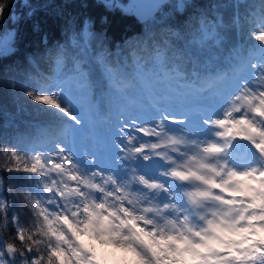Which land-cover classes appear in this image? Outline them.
<instances>
[{
	"label": "trees",
	"instance_id": "trees-1",
	"mask_svg": "<svg viewBox=\"0 0 264 264\" xmlns=\"http://www.w3.org/2000/svg\"><path fill=\"white\" fill-rule=\"evenodd\" d=\"M128 3L9 0L4 9L0 35L13 31L11 42L0 52V257L4 264H32L41 254L62 248L53 212L55 202L61 206L64 202L51 194L52 189L64 190L56 175L60 171L40 162L37 154L51 143L64 141L69 122L56 114V108L47 106L46 112L42 104L29 100L25 91L49 96V90L63 87L79 70L92 93V88L102 85L96 65L107 72L108 80V92H100L101 103L92 109L100 104L97 118L92 114L97 126L104 114L116 119L112 86L125 97L140 96L144 85L155 93L168 87L167 94H189L196 102L199 94L210 88L211 93L223 96L247 86L258 93L263 87L254 86L257 72L251 66L264 55V42L258 39L264 36V0H169L142 23L123 8ZM137 81L144 84L140 89L135 87ZM188 111L213 112L197 105ZM111 134H116L115 128ZM251 156L247 154L235 166L239 168ZM36 160L40 162L36 171H24ZM38 182L40 202L36 197ZM256 223H250L251 234L264 228V219ZM42 226L51 239L33 238V242L42 241L38 253L26 247L30 243L27 236ZM53 244L57 246L53 248ZM9 247L15 249L11 255ZM249 261L264 264V259Z\"/></svg>",
	"mask_w": 264,
	"mask_h": 264
},
{
	"label": "rangeland",
	"instance_id": "rangeland-1",
	"mask_svg": "<svg viewBox=\"0 0 264 264\" xmlns=\"http://www.w3.org/2000/svg\"><path fill=\"white\" fill-rule=\"evenodd\" d=\"M123 8L132 11L134 5L128 3ZM12 38L13 31L0 35V52L5 50ZM94 68L99 74L102 85L92 88V93L89 91L90 87L83 83L84 79L82 78L85 75L79 70L68 79L63 87L49 90V97L57 101L76 119L72 120L62 111L55 110L57 115L68 119L69 127L65 140L51 143L46 151H40L37 154L40 162L44 161L52 169L60 171L56 175L59 176L62 188L66 192L63 190L61 193L59 190L52 189V196L57 195L64 202L63 206L60 202H55L56 210L53 212V220L56 223L57 238H63L60 239L62 247L60 249L70 257V264H85L87 261L84 254L72 258V250L78 251V248L69 225L77 229L81 228L89 218V213L96 214V220L93 222L94 227H98L101 219H107L105 230L95 233L97 238L100 235H107L113 244L129 245L123 238L126 237L128 229L126 222L134 218V213L130 211V206L127 203L119 199L116 187L113 183L108 182L109 176L113 178L115 184L133 180L132 190L148 193L149 199L155 197L161 210L165 204H175L181 210L187 209L192 212L185 203V197L181 194L184 188H189L193 193L194 204L207 200L208 197L198 195L202 192H208L210 196H218L226 202L231 201L228 207L232 209L234 215H238L240 210L246 209L253 202V197L246 195L230 196L227 192H221L216 188L206 191L207 184L193 177V182L201 187H192L188 183V179L177 181L170 179L169 175H161V173L175 170L186 176L189 175V172L185 170L189 157L193 161L200 159V163L204 165L203 168L200 167L201 171L213 169L214 171H210L214 173L211 180L216 184H223L227 179L224 168L228 165H231L237 175H242L253 169L264 170V157L254 146L260 144L264 138V55L253 60L251 66L252 70L258 74L254 72L253 81L256 82L254 86L263 85L258 93H253V89L247 86L244 91L241 88L240 91L217 96V93H211L212 89L210 88L199 94L196 102V100L192 101V95L189 94H167L168 87L158 93L151 92L149 85L145 86L141 81H137L135 87L140 89L144 85L146 92L140 89L142 91L140 96L134 93L133 96L125 97L121 90L112 86L110 90L112 109L116 119H110L103 113L104 115L101 116L100 121L98 120L97 126L93 120L97 118L96 115L99 111L97 109L100 104L95 111L92 109L97 102L101 103L99 102L100 92H108V80L107 72L96 65ZM120 73L122 77L125 76L123 67H120ZM259 81L260 83H258ZM148 91L149 94H147ZM245 91L246 94H244ZM42 105L46 112H49L48 107L53 109L50 105L48 107ZM195 105L202 108L209 107V111L213 112L201 115L199 111L191 114L188 110ZM254 109H259L261 114L258 115ZM220 122H223L226 128L218 127L217 124ZM233 125L236 127L233 128ZM114 128L115 135L111 134ZM225 131H230L231 135L225 136ZM246 136L251 139H245ZM163 143L171 145L168 149L176 156L185 154V160L167 163V159L171 158L167 148L155 149L157 145ZM213 144L221 147L223 151L216 155L205 154L204 149ZM226 144L227 147H225ZM195 151H199L201 157L194 156ZM247 154L252 156L245 159L239 168L236 167L235 165H239ZM144 157H148V159L145 160ZM162 161L167 165L164 166ZM185 161L186 163H184ZM216 172H219L220 175H216ZM196 174L208 180L205 175ZM256 174L258 175V172ZM141 177L147 184L162 186L158 195L155 190L150 191L144 185H142L144 188H139V183L135 181ZM248 178L252 179V177ZM239 183L241 182L233 181L224 186L229 191L239 192L240 189L237 187ZM258 183L264 184V179H260ZM229 185L232 187L229 188ZM36 187H38L36 197L40 202V182ZM254 198L259 201L260 206L247 208V211H244L243 219L237 224L238 228L248 227L252 230L247 219L253 215L264 216V190L257 188ZM65 220L67 223L63 222ZM122 221L125 223L122 224ZM256 224L258 225V223ZM135 226L144 228L140 219H135ZM116 233L119 235L113 238V234ZM263 259L259 260L263 261ZM216 260L217 264H226L220 257H217ZM0 264H4L1 257ZM87 264H96V262L87 261ZM172 264H186V262L172 258ZM232 264L254 263L241 259L233 261Z\"/></svg>",
	"mask_w": 264,
	"mask_h": 264
},
{
	"label": "clouds",
	"instance_id": "clouds-1",
	"mask_svg": "<svg viewBox=\"0 0 264 264\" xmlns=\"http://www.w3.org/2000/svg\"><path fill=\"white\" fill-rule=\"evenodd\" d=\"M9 0H0V19H3L4 9L7 7ZM63 45H61V48ZM48 49L45 50V53ZM29 64H31L32 58L29 57ZM25 96L29 100L36 102L38 94L32 90L25 91ZM46 107L48 105H45ZM175 150V149H173ZM196 157H201L199 151L193 153ZM145 160L148 157H144ZM200 159L193 161L191 157L187 158L185 170L190 172H196L201 175H205L208 179H212L214 173L208 171H201L199 164ZM227 163V162H226ZM225 173L233 171L231 165L224 168ZM175 170L169 173H161V175H169L172 179L181 181L176 175ZM108 182L113 183L119 194V199L130 206V211L134 213V218L140 219L144 224V230L152 233L150 237L152 243L156 247H160L161 242L167 243L168 251H164L161 248V255L156 256L154 252L148 247H145L143 243L138 241L134 230L128 226L126 231V242L136 248L142 259V264H172V258L180 253H190L193 259L190 264H217V257L223 259L226 264H232L233 261H240L241 259L252 260L253 253L260 254L259 249L264 248V235H257V229L247 241V244L240 242L238 239L230 241L235 244L234 249L229 248L227 251H219L213 247L211 241L219 240V232H237L239 229L237 224L244 217V211L240 210L238 215H234L232 209L228 207L229 203L221 199H216L218 196H209L206 201H202L198 204H194L192 200L193 193L189 188L182 189V195L185 197V203L193 209L189 212L187 209H179L175 204H165L163 210L160 209L159 204L156 202L155 197L149 199L148 193L132 190L133 180L122 181L119 184H115L111 176L108 177ZM135 182L144 185L147 189L155 190L157 195L159 190L162 188L158 184H147L146 181L141 177ZM188 183L192 187H201V185L193 182L192 177L188 179ZM229 188L232 186L229 185ZM211 187L207 185L206 191L210 190ZM167 191V189H164ZM182 213V215H181ZM211 225V226H210ZM140 228V227H138ZM250 231H252L250 229ZM198 234V235H197ZM39 235L43 237V242L49 241L47 231L42 226L38 232L27 236L26 247L34 248L38 253L40 251L38 245L42 243L40 239H36L33 242V238ZM169 237L173 239L169 241ZM255 244L256 247H249V245ZM57 245L53 244V248ZM231 253V255H230ZM241 253V254H238ZM11 255V253H9ZM177 260V259H176ZM178 261V260H177ZM32 264H56V258L52 256V251H48L46 255L41 254L35 259ZM87 264V261H85Z\"/></svg>",
	"mask_w": 264,
	"mask_h": 264
},
{
	"label": "snow or ice",
	"instance_id": "snow-or-ice-1",
	"mask_svg": "<svg viewBox=\"0 0 264 264\" xmlns=\"http://www.w3.org/2000/svg\"><path fill=\"white\" fill-rule=\"evenodd\" d=\"M2 11V9H0ZM258 39L261 42H264V36L258 37ZM36 102L39 104L44 105H50L53 108H56L60 111H62L65 115H67L70 119L75 120L76 118L71 115L66 109L62 108L57 101H55L53 98L49 96H43V97H37ZM256 113L259 115L261 114L259 109H254ZM243 123V122H241ZM218 127L223 128L224 124L223 122H220L217 124ZM236 125H233V128H235ZM225 136L231 135L230 131L224 132ZM245 139H251V137H244ZM256 147V150L260 152L261 156L264 157V138H262L261 143L258 145H254ZM227 147V144L225 145ZM223 151L221 147H218L216 145H209L207 148L204 149L205 154L210 155H216ZM14 160H17L18 158L15 157V154H13ZM40 167L39 160H36L35 163L32 165L31 168H24V171H36V169ZM58 167V166H57ZM199 167L203 168V163L199 164ZM209 171H214L213 169H209ZM258 172V175L256 174ZM181 180H187L189 177H193L197 180L202 181L203 183L209 185L211 188L219 189L221 192H227L230 196H249L253 197V202L248 205L249 208H255L257 206H260L259 201H257L254 198V192L257 188L264 190V184H259L258 181L260 179H264V170H257L253 169L251 171H248L242 175H237L234 171H229L227 173V179L224 181L223 184H216L213 183L212 180L208 179L205 180L202 176H199L196 174V172H190L189 175H184L182 173L176 172L173 173ZM216 175H220L219 172L215 173ZM248 177H252V179H249ZM233 181H240L237 185V187L240 189L239 192L233 190L229 191L224 185L229 184ZM201 197H209L210 193L208 192H202L198 193ZM216 199H220V197H215ZM226 203H231V201H227ZM88 219L83 223L82 227L77 229L72 225H69L71 229L72 236L74 240L76 241L78 251L76 249L72 250V258H77L80 256V254H84L87 257V261H95L96 264H142V257L137 252L136 248L133 247L131 244L128 246H124L123 243L120 245L113 244L111 240H109V237L107 235H100L98 238L95 235L96 232L104 231L105 227L107 225V219L103 218L101 219L98 227H94L93 222L96 220V214L95 213H89ZM135 219L128 220L126 223L128 226H130L135 234L138 241L143 243L145 247H148L150 250L154 252V255L159 256L161 255V248L166 252L168 251V245L167 243L161 242L160 247H156L153 245L152 240L150 237L153 235L152 233L146 232L143 228H138L135 226ZM264 219V216H255L249 218V222ZM64 223H67V221H63ZM124 224L125 222H121ZM211 226V225H210ZM257 235H264V228H258L257 229ZM119 234H113V238L118 236ZM198 235V234H197ZM250 228L245 227L243 229H239L237 232H219L218 236L219 240L211 241V244L213 247L217 248L219 251H227L229 248L234 249L236 247L235 244L230 243V241L234 239H238L240 242H243L247 244L248 238L251 236ZM58 239H63L62 237H59ZM124 240H127L128 237H124ZM169 241H171L173 238L169 237ZM249 247H256L255 244L249 245ZM15 249L9 247L8 252L12 253ZM260 254L254 253L252 255V260L256 259H262L264 258V248H260L259 250ZM231 255V253H230ZM52 256L56 258V264H67L70 257L62 250L56 249L52 252ZM178 261H184L186 264H190V261L193 259L192 255L190 253H180L178 252L175 257Z\"/></svg>",
	"mask_w": 264,
	"mask_h": 264
},
{
	"label": "water",
	"instance_id": "water-1",
	"mask_svg": "<svg viewBox=\"0 0 264 264\" xmlns=\"http://www.w3.org/2000/svg\"><path fill=\"white\" fill-rule=\"evenodd\" d=\"M129 3L135 5L131 14L138 20V22H144L152 16L156 15L162 6L167 4L169 0H127ZM184 1L189 0H174Z\"/></svg>",
	"mask_w": 264,
	"mask_h": 264
},
{
	"label": "bare ground",
	"instance_id": "bare-ground-1",
	"mask_svg": "<svg viewBox=\"0 0 264 264\" xmlns=\"http://www.w3.org/2000/svg\"><path fill=\"white\" fill-rule=\"evenodd\" d=\"M158 135H160L161 133H157ZM147 138H150V137H147ZM171 145H169L168 143H163L161 145H157L155 149H159V150H162V149H166L169 151V154L171 155V158L167 159V163H171L172 161H182V160H185V154L183 155H179V156H176L172 151H170V149H168V147H170ZM163 162V161H162ZM186 163V161L184 162ZM163 165L166 166L167 164L165 162H163ZM170 179H172L170 177Z\"/></svg>",
	"mask_w": 264,
	"mask_h": 264
}]
</instances>
